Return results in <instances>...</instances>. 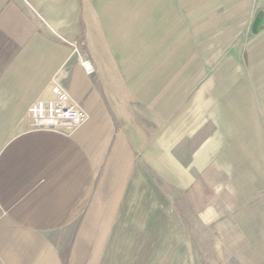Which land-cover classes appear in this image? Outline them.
Here are the masks:
<instances>
[{
  "label": "crops",
  "instance_id": "obj_1",
  "mask_svg": "<svg viewBox=\"0 0 264 264\" xmlns=\"http://www.w3.org/2000/svg\"><path fill=\"white\" fill-rule=\"evenodd\" d=\"M1 144L0 264H264V0H0Z\"/></svg>",
  "mask_w": 264,
  "mask_h": 264
},
{
  "label": "built area",
  "instance_id": "obj_2",
  "mask_svg": "<svg viewBox=\"0 0 264 264\" xmlns=\"http://www.w3.org/2000/svg\"><path fill=\"white\" fill-rule=\"evenodd\" d=\"M55 98L39 100L28 108L30 124L37 128H64L75 131L87 120V114L62 88L54 89Z\"/></svg>",
  "mask_w": 264,
  "mask_h": 264
},
{
  "label": "rangeland",
  "instance_id": "obj_3",
  "mask_svg": "<svg viewBox=\"0 0 264 264\" xmlns=\"http://www.w3.org/2000/svg\"><path fill=\"white\" fill-rule=\"evenodd\" d=\"M75 50H76L77 55H79V56L80 55L84 56V54L86 53V50L82 49V48H80V49L76 48ZM23 121H24L25 126L27 128L32 127V125L30 124V120L28 118L27 113L24 115ZM1 146H2V144L0 145V148H1ZM173 211H175L177 213L175 215L177 218H170V216H167V214L165 213V209L163 207H157L156 208L157 223L155 224V228H156L155 231L159 232V231H162L165 229L167 231H170L171 233H174V235L176 237V240H175L176 245H174L172 247H173V249H176V251H175L176 254L181 253L183 264H197L196 259H195L196 257L194 255V241L191 240L190 237L188 240L179 238L180 229L183 231V233L185 231H187L189 233V236L191 235L190 229L187 228V230H186L184 227L180 228V224L178 222V216H179V211H180L179 207L176 206L175 208H173ZM79 226H81V225H79ZM110 226H112V225H109V229H110ZM175 246H176V248H175Z\"/></svg>",
  "mask_w": 264,
  "mask_h": 264
},
{
  "label": "bare ground",
  "instance_id": "obj_4",
  "mask_svg": "<svg viewBox=\"0 0 264 264\" xmlns=\"http://www.w3.org/2000/svg\"><path fill=\"white\" fill-rule=\"evenodd\" d=\"M85 68L88 70V71H91L92 70V66L90 65V63L88 61L86 62H83ZM155 217V216H154ZM143 230V229H142Z\"/></svg>",
  "mask_w": 264,
  "mask_h": 264
}]
</instances>
